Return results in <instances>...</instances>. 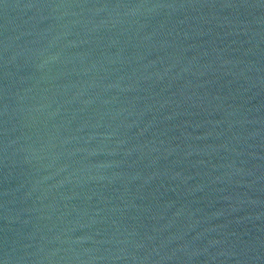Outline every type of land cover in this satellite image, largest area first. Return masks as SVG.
<instances>
[{
	"label": "water",
	"instance_id": "95a60500",
	"mask_svg": "<svg viewBox=\"0 0 264 264\" xmlns=\"http://www.w3.org/2000/svg\"><path fill=\"white\" fill-rule=\"evenodd\" d=\"M0 264H264V0H0Z\"/></svg>",
	"mask_w": 264,
	"mask_h": 264
}]
</instances>
